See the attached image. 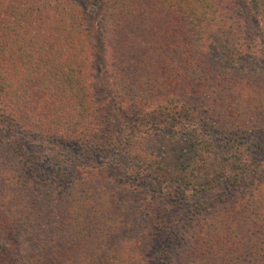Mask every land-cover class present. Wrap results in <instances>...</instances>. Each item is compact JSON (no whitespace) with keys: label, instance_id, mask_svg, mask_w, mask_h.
I'll return each instance as SVG.
<instances>
[{"label":"trees","instance_id":"1","mask_svg":"<svg viewBox=\"0 0 264 264\" xmlns=\"http://www.w3.org/2000/svg\"><path fill=\"white\" fill-rule=\"evenodd\" d=\"M85 1L0 0V264H264V0Z\"/></svg>","mask_w":264,"mask_h":264},{"label":"rangeland","instance_id":"2","mask_svg":"<svg viewBox=\"0 0 264 264\" xmlns=\"http://www.w3.org/2000/svg\"><path fill=\"white\" fill-rule=\"evenodd\" d=\"M76 2L78 3V5L81 7H85V8H90V5L86 3L85 0H76ZM87 4V5H86ZM87 10V9H86ZM86 14H89V16H87V22L89 23L90 25V28H91V36L93 37L92 40H93V43H95L96 45V42H95V37L97 36V32H98V27H97V23H96V13L95 12H92V11H89L88 13L86 12ZM97 47V45H96ZM107 79L105 78V74L103 72V67L101 65H99L97 62L95 63V72H94V86H95V91H96V94H97V97L99 99H107L109 100L108 104L106 105L107 109H111L113 110V114L115 117H119V113L114 110L113 106H112V101H111V92L109 91L108 89V86H107ZM38 140L36 138H33V137H30L29 138V143L32 145H28L26 144V147L28 148V152H31V151H37L39 148L36 147L35 145H38ZM76 148H73V150L75 151ZM264 165V154H263V157H262V166ZM261 175L259 176L261 179H264V168L263 170L260 172ZM255 179V178H254ZM186 196L187 198H189L190 196V191H187L186 192ZM185 207V205H184ZM177 211L174 210L171 215L173 216L172 218L174 219L173 221H177V219H179V216L178 214H176Z\"/></svg>","mask_w":264,"mask_h":264}]
</instances>
